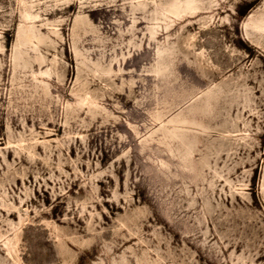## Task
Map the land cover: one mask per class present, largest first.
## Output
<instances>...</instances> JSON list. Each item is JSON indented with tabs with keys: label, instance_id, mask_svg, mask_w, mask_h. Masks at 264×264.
Segmentation results:
<instances>
[{
	"label": "rangeland",
	"instance_id": "obj_1",
	"mask_svg": "<svg viewBox=\"0 0 264 264\" xmlns=\"http://www.w3.org/2000/svg\"><path fill=\"white\" fill-rule=\"evenodd\" d=\"M0 264H264V0H0Z\"/></svg>",
	"mask_w": 264,
	"mask_h": 264
},
{
	"label": "bare ground",
	"instance_id": "obj_2",
	"mask_svg": "<svg viewBox=\"0 0 264 264\" xmlns=\"http://www.w3.org/2000/svg\"><path fill=\"white\" fill-rule=\"evenodd\" d=\"M187 6H189V5H187ZM192 7V9H197V8H199V7H197V6H191Z\"/></svg>",
	"mask_w": 264,
	"mask_h": 264
}]
</instances>
